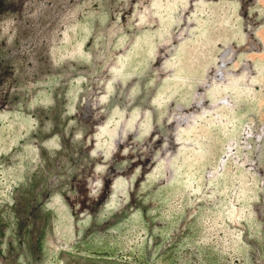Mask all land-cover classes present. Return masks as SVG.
I'll list each match as a JSON object with an SVG mask.
<instances>
[{
    "label": "rangeland",
    "instance_id": "374dc122",
    "mask_svg": "<svg viewBox=\"0 0 264 264\" xmlns=\"http://www.w3.org/2000/svg\"><path fill=\"white\" fill-rule=\"evenodd\" d=\"M0 264H264V0H0Z\"/></svg>",
    "mask_w": 264,
    "mask_h": 264
}]
</instances>
